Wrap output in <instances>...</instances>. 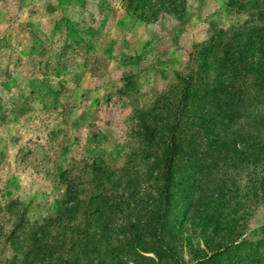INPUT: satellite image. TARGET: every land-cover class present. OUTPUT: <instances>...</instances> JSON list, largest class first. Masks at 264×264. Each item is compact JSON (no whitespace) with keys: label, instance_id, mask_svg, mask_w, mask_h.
Listing matches in <instances>:
<instances>
[{"label":"rangeland","instance_id":"obj_1","mask_svg":"<svg viewBox=\"0 0 264 264\" xmlns=\"http://www.w3.org/2000/svg\"><path fill=\"white\" fill-rule=\"evenodd\" d=\"M262 10L264 0H0V264L12 257L3 247L13 221L5 206L32 225L62 203L58 177L65 170L83 178V225L107 227L110 233L96 238L112 242L120 210L132 221L143 206L136 201L132 210L133 198L143 196V184L135 192L138 178L118 184L133 110L149 107L177 73L193 72L190 57L213 30L259 24ZM94 163L112 169L95 175ZM237 167L239 174L227 163L221 172L228 192L242 198L252 180ZM261 198L247 199L251 239L264 236ZM125 199L108 222L102 202ZM187 250L175 246L178 263L160 264H197L210 255L202 242L194 243L195 255Z\"/></svg>","mask_w":264,"mask_h":264},{"label":"trees","instance_id":"obj_2","mask_svg":"<svg viewBox=\"0 0 264 264\" xmlns=\"http://www.w3.org/2000/svg\"><path fill=\"white\" fill-rule=\"evenodd\" d=\"M255 18L259 24L213 30L190 57L193 72L177 73L149 107L133 110L118 184L138 178L135 192L143 184V196L133 198L132 210L137 202L143 206L132 221L120 210V233L112 242L97 241L98 233H110L107 227L97 232L83 225V178L65 170L58 177L65 186L62 203L32 225L5 206L13 220L3 246L12 253L6 264H160L178 260L175 246L191 255L200 242L210 255L197 264H264V236L245 234L247 199L264 198V10ZM226 163L238 174L239 164L250 170L252 184L242 198L227 190ZM95 164V175L112 169ZM202 183L207 187L199 188ZM100 196L93 193L89 207ZM126 199L102 202L108 222Z\"/></svg>","mask_w":264,"mask_h":264}]
</instances>
